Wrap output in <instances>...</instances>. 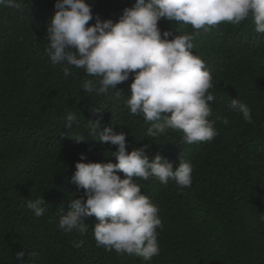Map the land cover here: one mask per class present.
<instances>
[{
  "label": "trees",
  "instance_id": "trees-1",
  "mask_svg": "<svg viewBox=\"0 0 264 264\" xmlns=\"http://www.w3.org/2000/svg\"><path fill=\"white\" fill-rule=\"evenodd\" d=\"M86 2L94 16L115 23L134 0ZM54 3L16 0V7L0 5V264H19L18 251L25 253L24 264H264V34L255 32L252 17L238 25L221 23L213 34L201 31L192 41L191 51L212 76L209 92L215 99L209 102V119L216 121L218 132L210 144L197 147L180 144L184 134L179 130L177 135L169 129L147 137L150 123L126 106L131 74L116 86L123 88L117 99L112 90L97 94L80 89L84 80L98 88L100 77L74 66L65 76L63 65L51 63L44 38ZM158 27L172 36L194 31L191 25L164 19ZM231 98L250 108L252 123L229 108ZM69 111L77 121L67 130L63 126ZM98 116L101 130L111 127L127 134L126 151L149 144L150 160L160 154L174 168L180 160L192 165L190 187L180 188L172 179L162 184L155 177L134 178L158 207L162 224L157 229L159 254L149 261L97 247L94 216L86 219L84 234L58 226L61 211H70L68 202L83 195L82 188L69 182L80 154L85 163H116L111 152L117 146L69 138L92 141L89 120ZM40 195L47 211L36 217L27 202ZM77 241H83L81 246H74Z\"/></svg>",
  "mask_w": 264,
  "mask_h": 264
},
{
  "label": "clouds",
  "instance_id": "clouds-1",
  "mask_svg": "<svg viewBox=\"0 0 264 264\" xmlns=\"http://www.w3.org/2000/svg\"><path fill=\"white\" fill-rule=\"evenodd\" d=\"M0 5L18 6L16 0H0ZM54 9L44 38V52L53 65H63L65 76L74 66L84 69L88 76L100 77L98 88L92 80H84L80 89L97 94L112 90L117 99L123 88L116 86L129 80L131 74L126 106L132 115L150 123L147 137L155 138L169 129V133L176 134L179 130L184 134L182 138L178 136L180 144L196 143L197 147L210 144L218 132L216 121L209 119V102L215 99L209 92L212 76L202 59L191 51L193 39L201 31L213 34L222 28L221 23L238 25L249 16L255 32L264 34V0H134L115 23L94 16L86 0H55ZM93 19L95 23L89 25ZM161 19L191 25L194 31L176 36L168 31L162 33L158 27ZM229 108L252 123L251 110L245 103L231 98ZM101 119L98 116L89 120L88 135L94 138L92 141L79 135L69 138L75 143L117 146L111 152L116 163H85V154H80L69 182L82 188L83 195L68 202L70 211H61L58 226L66 233L84 234L89 229L86 219L94 216L98 221L92 227L97 247L135 254L149 261L159 254L157 229L162 224L158 207L141 193L134 178L147 181L155 177L162 184L172 179L180 188L190 187L192 165L180 160L174 168L160 154L150 160L146 154L149 144L126 151L127 134L114 132L111 127L101 130ZM65 121L63 128L71 129L77 116L69 111ZM117 172L123 173L124 178ZM44 203L40 195L29 200L27 207L41 217L47 211ZM260 220L264 221V216ZM82 243L74 242V246ZM24 256V251L15 253L19 264H24Z\"/></svg>",
  "mask_w": 264,
  "mask_h": 264
}]
</instances>
